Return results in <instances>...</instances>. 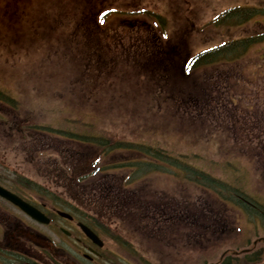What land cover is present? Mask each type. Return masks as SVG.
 <instances>
[{"label":"rangeland","instance_id":"rangeland-1","mask_svg":"<svg viewBox=\"0 0 264 264\" xmlns=\"http://www.w3.org/2000/svg\"><path fill=\"white\" fill-rule=\"evenodd\" d=\"M97 4L94 17L86 18L81 16L87 12L86 8L78 0H0V91L16 99L10 104L0 96V179L5 177L9 183L17 177L32 181L38 188L25 189L23 193H47L45 201L49 204L53 202L50 200L63 198L68 193L55 176L57 165L64 160L61 162L56 149L81 148L57 138L54 131L34 133L29 126L81 134L103 131L118 140L143 141L144 146L169 151L172 157L166 160L170 162L145 167L157 172L148 173L153 176L150 179L153 191L157 188L179 194L175 180L166 177L168 171L173 175L182 174L178 168H172L176 161L188 165L185 169L189 177H201L198 172L201 170L220 181L212 186L203 184L204 188L212 191L217 187L227 198L230 194L243 199L245 193L264 205V67L258 65L257 59L264 42L247 52L241 62L213 66L200 76L201 96L181 102L161 92L162 86H166L156 82L163 79L158 78L160 74H155V69L137 61L141 58L153 65L158 48L151 52L149 59V51L144 55L143 44L127 31L131 29L127 23L132 21L141 31L143 26L150 29L139 34V39H151L155 27L145 13H158L172 27L170 31L187 39L188 49L194 54L230 38L261 30L264 16H255L231 30L207 25L228 8L262 7L264 0H104ZM109 9L122 13L108 14ZM101 12L104 22L99 24L97 18ZM101 41L110 47L88 51V46ZM169 75L170 86L176 74ZM134 155L116 151L112 157L122 160L117 159L113 164L127 163ZM143 173L144 166L133 168L130 175ZM110 174L100 177L99 189H95V184L88 185L81 195L88 200L91 192L101 194ZM201 178L203 182L215 181ZM0 183L5 185L6 180ZM183 186L190 195L195 193V186ZM207 193L201 190L189 196L190 202H194L189 206L184 204V208L197 210L202 206L198 200L212 207ZM216 199L227 211L229 208L235 211L227 199ZM156 203L157 207L148 216L150 225L156 228L155 239L142 238L143 232L137 226L133 229L132 223L126 226L106 214L118 209L101 213L107 218L105 223L115 228L119 245L125 246L120 251L125 255L141 256L144 260L156 257L151 260L152 264H222L242 257L244 250L252 257H261L255 264H264L263 229L247 219L246 210L238 203L237 231L233 235L236 244H230V248L227 243L191 251L158 239L160 231L167 229L168 209L174 203L177 207L183 204L172 201V206H168L159 198ZM208 209L200 213L210 220L204 219V224L211 225V229L213 210ZM247 215L251 219V213ZM228 230L226 220L221 233Z\"/></svg>","mask_w":264,"mask_h":264},{"label":"trees","instance_id":"trees-1","mask_svg":"<svg viewBox=\"0 0 264 264\" xmlns=\"http://www.w3.org/2000/svg\"><path fill=\"white\" fill-rule=\"evenodd\" d=\"M104 0H78V2L86 8V13L81 15L82 17L93 16L99 6L97 3ZM108 14H121L118 10L109 9ZM146 16L149 20H154L152 26H154L155 32L152 33V37L155 39L143 40L146 48L149 52H152L156 47L158 58L155 63L151 65L148 62L143 61L142 66L147 68H153L160 74L158 78H162L161 82L159 79L156 81L158 84L165 83L161 92L166 93L170 98L176 101H186L187 99H193L194 96H201V88L203 83L200 80V76L207 73L213 66L224 63L241 62L244 57L248 54L247 52L253 50L255 46L260 45L264 42V24L261 26V30L252 31V33L239 38H232L218 46L213 48L205 49L202 52L191 56L186 48L187 39L177 35L174 31H169L172 28L169 23L166 22L164 17L158 13L147 11ZM98 15L97 19H101ZM97 16V14H96ZM264 16V7H235L226 11L222 16L213 21L209 22L207 26H220L229 24L233 27H239L241 24L247 22L252 17ZM99 21V20H98ZM84 24V23H82ZM127 26L131 29H136L137 25L135 22L127 23ZM98 28V27H97ZM143 32H149L148 27ZM88 32V31H87ZM155 40V41H154ZM188 44V43H187ZM258 65L264 67V48L259 50ZM151 58V57H150ZM248 58H250L248 56ZM139 63V62H138ZM177 65L176 67H174ZM169 74H176L173 76L172 84L168 85ZM250 79V74L247 75ZM0 96L7 100L8 96H4L0 92ZM167 97V98H169ZM200 99V98H199ZM264 103V96L262 98ZM255 106V102L252 105ZM257 112L259 109H256ZM30 130L34 133H42L46 131H54L57 133L56 136L60 137L66 143H74L81 149L77 150L74 146L69 147L68 151L63 148H58L57 154L61 156V162L63 164L57 165L56 176L59 179V185L62 186L68 193L76 194L73 195L76 200L81 203H87L88 200L81 194H84V189L88 185L95 184V189H99L100 177L104 174H110L117 176L112 179V184L109 187V196H99L90 198V200H96L95 207L110 209H118V211L133 210L134 194H128L127 189H123L121 185L130 184V181L118 180L119 175L131 176L132 169L142 167L143 165L154 166L161 163L170 162L166 160L169 155V151L162 149L161 147L144 146L145 143L141 141L126 142L118 140L114 137L109 136L106 132L97 131L94 134L88 132L85 134L74 133L70 130L53 129L51 127H37L29 126ZM42 129V131L38 130ZM123 150L132 152L135 154L131 161L122 164H113L115 160L119 158H113V154L116 151ZM113 158V159H112ZM122 160V159H119ZM87 161V162H86ZM60 162V163H61ZM104 162V163H103ZM155 163V164H153ZM103 164V166H102ZM179 164V163H178ZM163 165V164H161ZM127 168H130L128 170ZM55 170V169H54ZM195 175V174H194ZM196 176V175H195ZM200 176L204 174L200 173ZM8 186L12 189L20 192H24L25 189L36 190L38 185L30 180H24L17 177L16 179L9 180ZM98 193V192H95ZM100 203V204H99ZM247 205L249 208H254L256 212L253 213L258 219L264 221V206L254 201V199H247ZM241 207L246 208L245 203H241ZM255 258L246 256L242 260H237L236 263L247 264L248 262L254 261ZM239 261V262H238ZM229 264V263H227Z\"/></svg>","mask_w":264,"mask_h":264},{"label":"flooded vegetation","instance_id":"flooded-vegetation-1","mask_svg":"<svg viewBox=\"0 0 264 264\" xmlns=\"http://www.w3.org/2000/svg\"><path fill=\"white\" fill-rule=\"evenodd\" d=\"M140 179L142 186L134 191V199L142 220L139 224L142 238L155 239L156 228L150 225L148 218L155 205V191L151 190L153 182L151 177ZM173 179L178 184L179 194L178 197L169 196L170 206L174 198H184L183 184H188V177L176 176ZM16 194L38 208L48 220L39 223L0 196V264H152L151 260L156 259L144 260L141 256L125 255L120 251L125 246L123 243L119 245L115 228L92 214L87 215L82 208L62 207L59 200L49 204L44 198L47 194L43 193ZM59 210L67 211L71 217L58 214ZM189 215V209L183 205L177 207L174 203L170 207L169 223L164 231L167 245L200 247L204 242L203 228L190 225ZM80 224L86 225L99 239L88 237ZM159 237L164 238L162 231ZM218 237L220 235L214 236L212 242H217Z\"/></svg>","mask_w":264,"mask_h":264},{"label":"water","instance_id":"water-1","mask_svg":"<svg viewBox=\"0 0 264 264\" xmlns=\"http://www.w3.org/2000/svg\"><path fill=\"white\" fill-rule=\"evenodd\" d=\"M0 194L13 203H15L17 206H19L23 211H25L27 214H29L31 217L35 218L38 221L46 222L47 219L45 216L37 210L35 207L31 206L30 204L24 202L21 200L18 196L10 192L9 190L3 188L0 186Z\"/></svg>","mask_w":264,"mask_h":264}]
</instances>
